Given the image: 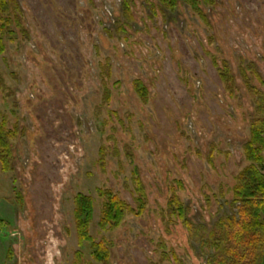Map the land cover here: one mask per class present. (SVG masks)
I'll return each instance as SVG.
<instances>
[{
    "label": "rangeland",
    "instance_id": "1",
    "mask_svg": "<svg viewBox=\"0 0 264 264\" xmlns=\"http://www.w3.org/2000/svg\"><path fill=\"white\" fill-rule=\"evenodd\" d=\"M17 2L21 27L0 56V116L16 133L0 166V264H206L167 204L175 193L206 230L237 212L264 115V0H216L201 15L157 0ZM99 191L134 210L142 193V214L100 226ZM80 195L93 203L87 242Z\"/></svg>",
    "mask_w": 264,
    "mask_h": 264
},
{
    "label": "trees",
    "instance_id": "2",
    "mask_svg": "<svg viewBox=\"0 0 264 264\" xmlns=\"http://www.w3.org/2000/svg\"><path fill=\"white\" fill-rule=\"evenodd\" d=\"M157 1L162 9L174 11L178 5H185L198 15H201L202 7H213L216 4V0ZM20 11L17 0H0V56L5 51V36L12 35L9 34L12 33L9 29L10 26L14 25L19 29L21 27L17 16ZM223 65L219 69L221 80L224 83L232 82L226 65ZM135 84L138 94L145 98L144 87L139 82ZM245 85L249 87L246 78ZM255 121L258 122V127L245 148L247 159L252 164L239 174L233 189V204L237 205L236 213L220 218L209 230H206L203 227L197 228L187 220L186 210L175 193L168 201L169 216L181 220L191 236L203 245L200 250L207 254L206 264H264V175L262 173L264 115L256 117ZM15 138V131L7 129L6 119L0 116V166L5 172L10 170V143ZM136 183L140 182L137 180ZM99 195L105 200L100 221L102 227H116L126 215L142 214L144 196L142 193L138 198L137 210L132 209L109 191H99ZM75 203L77 206V233L80 242L90 241L88 225L93 216L92 200L88 196L80 195L76 198ZM95 247L94 261H106L107 249L102 243L95 244Z\"/></svg>",
    "mask_w": 264,
    "mask_h": 264
}]
</instances>
